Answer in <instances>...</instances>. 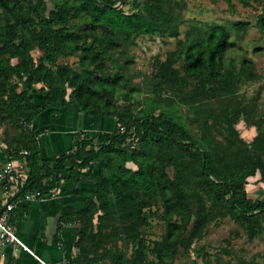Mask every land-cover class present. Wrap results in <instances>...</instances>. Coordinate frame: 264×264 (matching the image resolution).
Listing matches in <instances>:
<instances>
[{"label": "trees", "instance_id": "trees-1", "mask_svg": "<svg viewBox=\"0 0 264 264\" xmlns=\"http://www.w3.org/2000/svg\"><path fill=\"white\" fill-rule=\"evenodd\" d=\"M102 1L0 0V139L28 168L12 198L96 169L84 205L63 215L77 225L69 264H175L223 218L249 238L259 235L264 196L252 197L247 184L258 173L264 181V109L259 94L241 89L260 74L252 57L231 54L249 22L204 21L181 38L184 0H124L128 9ZM261 3L255 21L264 32ZM140 35L178 36L164 58L155 56L144 86L130 65ZM69 56L75 67L60 63ZM69 101L116 124L78 130L70 149L43 159L34 121L44 110L60 116ZM241 120L256 127L250 141ZM156 214L166 224L160 238L149 236ZM232 264L264 260L241 256Z\"/></svg>", "mask_w": 264, "mask_h": 264}, {"label": "rangeland", "instance_id": "rangeland-1", "mask_svg": "<svg viewBox=\"0 0 264 264\" xmlns=\"http://www.w3.org/2000/svg\"><path fill=\"white\" fill-rule=\"evenodd\" d=\"M236 7H230L225 0H184L180 7L184 22L179 27V35L183 38L186 31L197 23L220 22L229 23L236 20L248 21L246 28L242 30L236 45L231 52L237 57L243 54L254 59L260 78L245 84L241 93L247 97L259 94V104L264 109V32L256 24V16L261 10V0H252L251 4L243 5L235 0ZM124 5V3H123ZM131 2L125 4L128 9ZM177 36V37H178ZM176 36L140 35L131 46L130 55L132 70L137 74L135 82L144 86L147 78L153 70L155 56L164 58L167 52L177 45ZM41 52L34 50V56L38 57ZM77 58L74 56L61 57L60 63L75 67ZM240 58H237V62ZM237 127L241 135L252 140L256 135L255 126L248 125L241 120ZM132 167L135 165L128 162ZM260 173L249 177L247 190L252 197L264 196V181L260 179ZM151 226L148 228L149 236L160 238L165 231V221L159 214L151 217ZM195 250H199L197 253ZM230 251V252H229ZM206 253L211 255V261H206ZM257 258L264 260V230L257 236L249 238L243 228L231 218H223L210 223L205 236L196 240L190 252L180 251L175 264H232L238 257ZM229 262V263H225Z\"/></svg>", "mask_w": 264, "mask_h": 264}, {"label": "crops", "instance_id": "crops-1", "mask_svg": "<svg viewBox=\"0 0 264 264\" xmlns=\"http://www.w3.org/2000/svg\"><path fill=\"white\" fill-rule=\"evenodd\" d=\"M39 96H42L41 94ZM116 122L105 112L93 114L81 110L75 102L69 101L58 117H52L47 110L42 111L34 121V128L41 142L43 159L55 158L70 149L78 130H111ZM7 146L0 139V168L9 160ZM16 180L6 191L0 181V208L18 192L27 178L25 161H15ZM96 169L91 166L82 170L80 177L62 181L44 197L22 203L15 209L12 221L21 243L8 242L0 247V264H43L39 257L56 264H69L77 225L73 219L63 220L69 207L80 209L85 196L93 191Z\"/></svg>", "mask_w": 264, "mask_h": 264}, {"label": "built area", "instance_id": "built-area-1", "mask_svg": "<svg viewBox=\"0 0 264 264\" xmlns=\"http://www.w3.org/2000/svg\"><path fill=\"white\" fill-rule=\"evenodd\" d=\"M16 160L10 156L9 160L0 168V181L3 183L4 189L7 191L9 187H12L13 182L16 180ZM18 192L14 193V196ZM13 196V197H14ZM44 193L40 190L26 189L23 193L19 194L15 198H10L5 202L2 208H0V247L4 246L8 242L21 243L25 248L32 251L26 246L15 231V227L12 221V215L16 208L22 203L27 201H35L43 198ZM39 260L43 264H56L51 261H46L39 257Z\"/></svg>", "mask_w": 264, "mask_h": 264}, {"label": "water", "instance_id": "water-1", "mask_svg": "<svg viewBox=\"0 0 264 264\" xmlns=\"http://www.w3.org/2000/svg\"><path fill=\"white\" fill-rule=\"evenodd\" d=\"M99 1L104 2L102 0H99ZM123 3H124V0H119L116 4L112 5V7L119 8L123 5Z\"/></svg>", "mask_w": 264, "mask_h": 264}]
</instances>
